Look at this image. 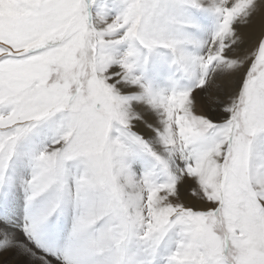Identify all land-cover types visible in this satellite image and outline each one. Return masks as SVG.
<instances>
[{
  "label": "snow or ice",
  "instance_id": "6c2138e0",
  "mask_svg": "<svg viewBox=\"0 0 264 264\" xmlns=\"http://www.w3.org/2000/svg\"><path fill=\"white\" fill-rule=\"evenodd\" d=\"M0 264H264V0H0Z\"/></svg>",
  "mask_w": 264,
  "mask_h": 264
}]
</instances>
